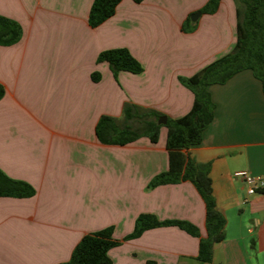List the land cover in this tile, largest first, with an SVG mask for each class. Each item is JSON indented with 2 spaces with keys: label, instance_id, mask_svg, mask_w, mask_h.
<instances>
[{
  "label": "crops",
  "instance_id": "1",
  "mask_svg": "<svg viewBox=\"0 0 264 264\" xmlns=\"http://www.w3.org/2000/svg\"><path fill=\"white\" fill-rule=\"evenodd\" d=\"M208 1L121 0L92 26L94 0H0V15L23 28L18 42L0 45V169L35 190L0 196V264L67 261L86 234L106 228L121 241L109 251L112 264H264V189L248 195L234 176L245 169L264 180V90L251 69L208 86L214 119L202 142L183 150L210 164L226 218L211 262L198 259L208 233L196 186L151 185L170 167L167 128L157 143L145 136L105 143L97 135L104 116L123 124L127 103L167 118L191 110L195 96L180 77L231 52L237 38L236 2L221 0L215 13H204ZM115 48H127L143 70L115 74L99 60ZM144 213L189 221L199 236L165 225L125 240Z\"/></svg>",
  "mask_w": 264,
  "mask_h": 264
},
{
  "label": "trees",
  "instance_id": "2",
  "mask_svg": "<svg viewBox=\"0 0 264 264\" xmlns=\"http://www.w3.org/2000/svg\"><path fill=\"white\" fill-rule=\"evenodd\" d=\"M140 2L142 0H135ZM237 4V38L234 49L228 54L214 60L198 73L189 77H180V81L194 93L191 110L179 118H167L166 146L170 154L169 170L156 175L151 185L190 180L197 188L206 206V229L208 235L200 239L198 259L211 262L213 245L224 238L226 218L218 208L213 193L210 164L198 162L186 156L184 149L199 144L203 140L205 129L214 119L215 103L208 86L225 83L234 74L244 69H251L262 81L264 90V0H234ZM121 0H94L89 22L98 26L112 15ZM221 0H209L202 12L215 13ZM23 35L19 22L0 15V45H12ZM99 60L108 61L113 72L121 70L134 73L143 70L142 63L127 49L115 48L103 51ZM98 75L94 76L97 79ZM4 86L0 84V99L4 96ZM125 121L118 124L114 119L104 116L97 125V135L102 142L125 144L133 142L140 135L149 136L153 143L160 137L162 124L156 122L161 114L151 109L139 113V107L127 103ZM143 119L144 127L138 131L133 128L135 119ZM34 188L27 182L14 179L0 169V196L27 197L34 194ZM165 225H176L188 233L199 236V230L193 223L185 220L157 219L154 215L144 213L136 220L132 233L125 240L140 237L144 231ZM113 229L106 228L86 234L75 246L69 260L58 264H112L109 255L111 248L121 241L113 238ZM148 264H155L149 261Z\"/></svg>",
  "mask_w": 264,
  "mask_h": 264
},
{
  "label": "built area",
  "instance_id": "3",
  "mask_svg": "<svg viewBox=\"0 0 264 264\" xmlns=\"http://www.w3.org/2000/svg\"><path fill=\"white\" fill-rule=\"evenodd\" d=\"M234 176L244 181L248 195L256 194L264 189V180L248 170H237L234 172Z\"/></svg>",
  "mask_w": 264,
  "mask_h": 264
},
{
  "label": "rangeland",
  "instance_id": "4",
  "mask_svg": "<svg viewBox=\"0 0 264 264\" xmlns=\"http://www.w3.org/2000/svg\"><path fill=\"white\" fill-rule=\"evenodd\" d=\"M201 12V11H200ZM183 77V76H182ZM187 77H189V76H187ZM183 84V83H182ZM191 90V89H190ZM137 107H139V113L140 114H142V113H144V106L142 107V106H140V105H136ZM151 110H153V111H155L156 113H160L161 114V116H159V118H157V120H156V122L158 123V121H159V119H160V117H162V116H165V115H163L162 114V112H160L159 110H157V109H151ZM133 124V128H135V130L137 129L138 131H140L143 127H144V122H143V119H135L134 120V122L132 123ZM162 127H165V128H167V126H166V124H162V126H161V128ZM136 130V131H137ZM161 130V129H160ZM137 131V132H138ZM145 137H147L149 140H151L150 139V137L149 136H145ZM140 139H144V135H140L139 137H137L134 141H137V140H140Z\"/></svg>",
  "mask_w": 264,
  "mask_h": 264
},
{
  "label": "water",
  "instance_id": "5",
  "mask_svg": "<svg viewBox=\"0 0 264 264\" xmlns=\"http://www.w3.org/2000/svg\"><path fill=\"white\" fill-rule=\"evenodd\" d=\"M200 14H201V12L200 11H197L194 14H192L191 17H192L193 20H197L198 17L200 16ZM166 122H167V117L166 116L160 117V119L158 121L159 124H166Z\"/></svg>",
  "mask_w": 264,
  "mask_h": 264
}]
</instances>
